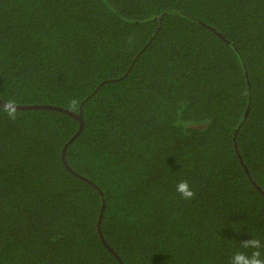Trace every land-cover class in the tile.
I'll return each instance as SVG.
<instances>
[{
  "label": "trees",
  "instance_id": "16d2710c",
  "mask_svg": "<svg viewBox=\"0 0 264 264\" xmlns=\"http://www.w3.org/2000/svg\"><path fill=\"white\" fill-rule=\"evenodd\" d=\"M0 97L83 117L0 103V264L264 242V0H0Z\"/></svg>",
  "mask_w": 264,
  "mask_h": 264
},
{
  "label": "clouds",
  "instance_id": "9594fccd",
  "mask_svg": "<svg viewBox=\"0 0 264 264\" xmlns=\"http://www.w3.org/2000/svg\"><path fill=\"white\" fill-rule=\"evenodd\" d=\"M75 106L76 101H72ZM14 101H9L3 105V110L6 112L10 120H15L17 116V107ZM176 191L184 199H192L195 197L196 192L190 187L188 181H181L176 186ZM244 249L250 252L238 251L235 252L229 260V264H264V242L260 239L253 237L252 239L241 241Z\"/></svg>",
  "mask_w": 264,
  "mask_h": 264
},
{
  "label": "water",
  "instance_id": "95a60500",
  "mask_svg": "<svg viewBox=\"0 0 264 264\" xmlns=\"http://www.w3.org/2000/svg\"><path fill=\"white\" fill-rule=\"evenodd\" d=\"M0 103L1 104H3V105H6V101H4V100H2L1 99V97H0ZM16 107L17 108H24V109H31V108H52V109H58V110H62V111H65V112H67V113H69L70 115H72V116H74V117H76V118H78L79 120H80V122H81V126H80V129H79V131H77V133L69 140V141H67V143L65 144V146L63 147V149H62V158H63V160H64V163L67 165V167L70 169V167H69V165L67 164V161H66V159H65V152H66V149H67V146L77 137V135L79 134V132H80V130H81V128H82V126H83V117H82V115L81 114H79V115H75L74 113H72V112H70L69 110H67V109H63V108H61L60 106H53V105H51V104H17L16 103ZM234 143H235V145H236V142L234 141ZM242 161V160H241ZM244 165V168H245V171H246V173L248 174V175H250V173H249V171H248V169L246 168V166H245V164H243ZM250 178H251V175H250ZM251 180H252V182L256 185V183H255V181L251 178ZM93 183V182H92ZM257 187L260 189V191H263V190H261V188L257 185ZM263 193V192H262ZM102 211L104 210V206H102V209H101ZM100 224H101V215L99 216V221H98V231H99V234H101V236H102V233H101V230H100Z\"/></svg>",
  "mask_w": 264,
  "mask_h": 264
}]
</instances>
